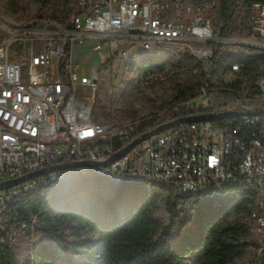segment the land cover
<instances>
[{"label": "built area", "instance_id": "built-area-1", "mask_svg": "<svg viewBox=\"0 0 264 264\" xmlns=\"http://www.w3.org/2000/svg\"><path fill=\"white\" fill-rule=\"evenodd\" d=\"M34 4L30 13L0 16V182L64 162L105 161L142 126L150 130L179 117L178 108L118 121L95 115L96 96L90 92L98 71L94 66L82 74L85 63L79 61L88 56L103 54L97 65L111 56L126 58L121 77L127 69L130 80L141 85L188 71L191 62V74L200 68L203 78L194 103L181 105L187 115L257 113L179 123L107 165L45 172L0 190V245H15L26 230L35 239L33 225L14 211L17 202L70 174L146 181L177 196L221 191L241 182L253 198L244 218L252 232L248 252L260 255L264 264V59L255 74L244 69L246 61L229 60L241 52L264 55V40L222 34L214 21L216 0ZM258 5L249 12L248 31L258 24L252 12ZM150 54L167 62L136 65ZM130 62L135 64L131 69Z\"/></svg>", "mask_w": 264, "mask_h": 264}, {"label": "trees", "instance_id": "trees-1", "mask_svg": "<svg viewBox=\"0 0 264 264\" xmlns=\"http://www.w3.org/2000/svg\"><path fill=\"white\" fill-rule=\"evenodd\" d=\"M64 2L9 0L6 11L23 12L30 3L55 6ZM255 4L264 5V0H216L213 15L216 24H221L220 32L231 34L232 15L243 12L244 18ZM263 59L257 52L229 57L230 62L246 61L244 69L254 74ZM166 62L161 55L150 54L136 65L160 67ZM189 63L191 70L195 64ZM134 65L130 62L129 69ZM190 70L172 74L166 80L173 82L171 90L158 96V102L150 99L146 113L133 104L113 107V121L174 108H178L176 116H188L181 105L194 103L203 78L200 68L195 74ZM146 131L147 126H142L137 134ZM160 205L164 217L156 213ZM252 206V191L241 182L221 191L177 196L169 188L146 181L70 174L17 202L14 211L33 225L35 239L31 230L21 233L28 239L22 260L15 245H0V264H233L253 244L252 232L244 223Z\"/></svg>", "mask_w": 264, "mask_h": 264}, {"label": "rangeland", "instance_id": "rangeland-1", "mask_svg": "<svg viewBox=\"0 0 264 264\" xmlns=\"http://www.w3.org/2000/svg\"><path fill=\"white\" fill-rule=\"evenodd\" d=\"M8 2L9 0H0V16L8 15L9 12L6 11ZM34 5V3H30L26 10L30 13L31 10L35 8ZM252 12L255 13L258 19V21L256 20L255 22L258 23L256 29H254V31L247 30L249 25H251V23L248 24L250 16L246 15V17L242 18L241 14L237 15L234 13L232 15L231 35L235 37H250L254 35V40L261 42L264 40V5L254 7ZM104 57L103 54H99L97 56H88L85 59L81 58L79 61L85 63V65L81 67L82 74H89V70L94 66L97 68V83L90 92L91 95L93 94L96 96L93 112L106 121L114 120L116 114L113 111V107L133 104L141 108L142 113H146L150 99H154L155 102H158V96L168 93L173 86L171 80L149 85H141L135 81V84L127 85V82L130 81L129 71L126 69L121 77L127 59L111 56L108 62L104 61L97 65L96 63L99 60H103ZM139 145H141V143ZM156 213L159 217H164V211L161 205ZM88 233L92 234L90 231ZM94 236L97 237V235ZM27 240L24 234H20L17 239L15 246L18 250L19 260H22L26 255L28 246ZM233 264H263V258L258 254L246 252L242 257L235 259Z\"/></svg>", "mask_w": 264, "mask_h": 264}, {"label": "water", "instance_id": "water-1", "mask_svg": "<svg viewBox=\"0 0 264 264\" xmlns=\"http://www.w3.org/2000/svg\"><path fill=\"white\" fill-rule=\"evenodd\" d=\"M95 82V80H94ZM247 113H257V112H241V111H235V110H228V111H222L217 113H209V114H201V115H188V116H182L175 118L171 121L162 123L157 125L156 127L143 132L136 136L132 141H130L127 145H125L120 150L114 152L109 158H107L105 161L102 162H96V161H72V162H64L53 166H48L42 169H39L37 171H33L27 174H24L22 176L0 182V190L9 188L13 185H16L26 179H29L34 176H39L45 172H52L67 168H75V167H81V166H90V165H107L108 163L112 162L115 159H119L126 153H128L132 148H134L136 145L142 143L143 141L149 139L155 134H158L159 132L170 128L174 125H177L179 123L187 122V121H197V120H214V119H220L224 117H229L237 114H247ZM100 142V140H98Z\"/></svg>", "mask_w": 264, "mask_h": 264}]
</instances>
